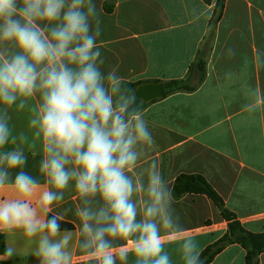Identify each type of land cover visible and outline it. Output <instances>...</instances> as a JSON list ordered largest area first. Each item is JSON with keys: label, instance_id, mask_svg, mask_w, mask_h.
Here are the masks:
<instances>
[{"label": "clouds", "instance_id": "9594fccd", "mask_svg": "<svg viewBox=\"0 0 264 264\" xmlns=\"http://www.w3.org/2000/svg\"><path fill=\"white\" fill-rule=\"evenodd\" d=\"M100 16L96 0H0V234L38 264H173L174 243L183 264H204L148 159L154 138L134 90L115 67L102 71ZM255 61L264 68V51ZM251 95L254 113L264 93ZM14 114L26 117L19 131ZM28 154L41 157L42 183L24 171Z\"/></svg>", "mask_w": 264, "mask_h": 264}, {"label": "crops", "instance_id": "0c3cea01", "mask_svg": "<svg viewBox=\"0 0 264 264\" xmlns=\"http://www.w3.org/2000/svg\"><path fill=\"white\" fill-rule=\"evenodd\" d=\"M217 0H96L101 12L98 43L105 58L102 71L113 67L126 84L165 83L188 77L211 32ZM107 8H111L108 11ZM228 47L236 50L228 57ZM264 51V0H226L215 29L206 76L196 91L174 93L147 104L144 118L154 138L148 159L159 163L173 192V207L193 235L200 252L229 230L221 212L206 195L175 194L181 175L205 178L249 232L264 234V104L245 110L256 88L264 93V68L256 64ZM19 131L26 117L13 115ZM41 157L28 154L24 171L41 183ZM15 171H13V178ZM74 227V218L67 222ZM16 255H0V264H38L31 247L12 235ZM179 243L166 246L173 264H183ZM245 250L228 246L211 264H245ZM129 264H134L130 256ZM259 264H264V255Z\"/></svg>", "mask_w": 264, "mask_h": 264}, {"label": "trees", "instance_id": "16d2710c", "mask_svg": "<svg viewBox=\"0 0 264 264\" xmlns=\"http://www.w3.org/2000/svg\"><path fill=\"white\" fill-rule=\"evenodd\" d=\"M202 1L207 5H211L213 3V0ZM225 3L226 0H217L214 8L210 35L199 51L197 59L190 69L188 77L184 80L165 83V97L174 93L194 92L203 83L206 76L208 59L213 47L215 29L223 17ZM107 10L111 11L112 9L107 8ZM127 86L135 90L138 85L127 84ZM137 103L141 105L143 111L147 107L146 104L139 100H137ZM174 189L177 196L186 194L206 195L221 212L223 219L228 222V233L201 252V259L204 264H211L228 246L234 244L240 245L245 250V264H259L260 257L264 255V234H255L247 231L242 226L237 216L226 207L222 197L205 178L198 175H181L177 178ZM61 228L62 230H71L74 227L68 223H62ZM6 247V239L4 235L0 234V255H4ZM17 263L18 262H8L3 264Z\"/></svg>", "mask_w": 264, "mask_h": 264}, {"label": "water", "instance_id": "95a60500", "mask_svg": "<svg viewBox=\"0 0 264 264\" xmlns=\"http://www.w3.org/2000/svg\"><path fill=\"white\" fill-rule=\"evenodd\" d=\"M137 100L144 104L162 100L165 97L164 85L162 83H145L137 86L134 90Z\"/></svg>", "mask_w": 264, "mask_h": 264}]
</instances>
